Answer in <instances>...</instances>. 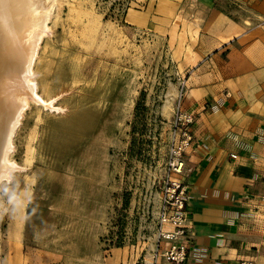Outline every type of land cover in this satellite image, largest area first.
Masks as SVG:
<instances>
[{"label": "rangeland", "instance_id": "1", "mask_svg": "<svg viewBox=\"0 0 264 264\" xmlns=\"http://www.w3.org/2000/svg\"><path fill=\"white\" fill-rule=\"evenodd\" d=\"M53 1L34 66L45 99L43 84L50 82L51 106L31 102L14 135L11 156L21 167L0 183V264H145L149 250L152 264L186 262L168 260L166 244L157 246L165 154L175 113L190 115L194 131L193 109L209 84L179 66L193 61L185 58L191 49L184 39L174 44L175 32L162 33L174 16L170 7L165 25H156L162 35L154 36L145 18L127 16L150 14L160 0ZM194 4L183 0L186 8ZM212 4L237 25L228 46L233 57L250 42L251 53H264V0ZM219 49L205 57H219ZM193 81L196 92L188 94ZM254 84L264 110V81ZM76 109H90L92 124L55 152L46 144L48 129ZM259 126L264 143V115ZM191 170L186 159V184ZM260 199L240 218L242 233L231 235V246L246 251L233 264H264V194ZM186 223L189 255L194 235Z\"/></svg>", "mask_w": 264, "mask_h": 264}, {"label": "crops", "instance_id": "2", "mask_svg": "<svg viewBox=\"0 0 264 264\" xmlns=\"http://www.w3.org/2000/svg\"><path fill=\"white\" fill-rule=\"evenodd\" d=\"M160 1L154 12L129 11L127 18H145L150 35L165 33L167 37L175 32L174 44L184 39V46L191 49L185 58L193 61L184 59L179 66L186 72H200L194 80L209 84L201 90L200 103L193 109L195 141L188 152L187 164L192 170L186 180L194 249L181 264H233L246 251L231 246V235L234 231L242 233L238 229L240 218L249 215L264 194V149L260 148L264 143L259 141L258 132L264 110L254 84L264 81V53H251L255 44L250 42L240 45L233 57L235 51L228 46L237 25L212 0H191L195 4L188 8L183 0ZM167 7L174 20H169L160 33L156 25H165ZM217 48L219 57H205ZM219 66L222 69L217 75ZM217 81L227 92L218 89ZM195 86L193 81L187 93L195 94Z\"/></svg>", "mask_w": 264, "mask_h": 264}, {"label": "bare ground", "instance_id": "3", "mask_svg": "<svg viewBox=\"0 0 264 264\" xmlns=\"http://www.w3.org/2000/svg\"><path fill=\"white\" fill-rule=\"evenodd\" d=\"M53 4V0H0V183L10 179L11 173L21 167L11 153L25 110L31 102L41 103L37 97L43 101V106H51L50 82L43 84L48 95L45 99L39 92L34 66L40 40L49 29L47 22ZM93 117L90 109L71 110L63 119L51 124L47 146L58 153L66 150L75 135L92 124ZM165 225L169 226L167 222ZM160 257L162 254L158 259ZM144 261L152 264L150 250Z\"/></svg>", "mask_w": 264, "mask_h": 264}, {"label": "built area", "instance_id": "4", "mask_svg": "<svg viewBox=\"0 0 264 264\" xmlns=\"http://www.w3.org/2000/svg\"><path fill=\"white\" fill-rule=\"evenodd\" d=\"M192 117L176 112L170 124V139L167 144L164 165V188L161 192L158 209L159 227L157 246H164L168 260L180 263L188 257L191 240L187 225L189 190L184 182L186 159L195 141L190 123ZM235 157V154L231 155ZM165 222L169 226L165 225ZM158 250V249H157ZM158 252V251H157ZM238 264H252L249 259H242Z\"/></svg>", "mask_w": 264, "mask_h": 264}, {"label": "snow or ice", "instance_id": "5", "mask_svg": "<svg viewBox=\"0 0 264 264\" xmlns=\"http://www.w3.org/2000/svg\"><path fill=\"white\" fill-rule=\"evenodd\" d=\"M37 100H38L39 102L43 103V101H40L39 97H37ZM53 103H54V102H53ZM52 110H54V111H60V109H56V108H53Z\"/></svg>", "mask_w": 264, "mask_h": 264}]
</instances>
